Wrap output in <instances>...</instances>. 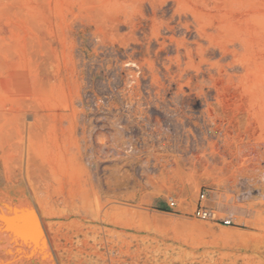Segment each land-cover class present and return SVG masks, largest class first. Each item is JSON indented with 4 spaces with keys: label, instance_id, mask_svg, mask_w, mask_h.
<instances>
[{
    "label": "rangeland",
    "instance_id": "obj_1",
    "mask_svg": "<svg viewBox=\"0 0 264 264\" xmlns=\"http://www.w3.org/2000/svg\"><path fill=\"white\" fill-rule=\"evenodd\" d=\"M0 199L48 264H264V0H0Z\"/></svg>",
    "mask_w": 264,
    "mask_h": 264
},
{
    "label": "bare ground",
    "instance_id": "obj_2",
    "mask_svg": "<svg viewBox=\"0 0 264 264\" xmlns=\"http://www.w3.org/2000/svg\"><path fill=\"white\" fill-rule=\"evenodd\" d=\"M79 151V150H78ZM80 152V151H79ZM78 152V153H79ZM79 157V156H78ZM89 174V173H88ZM124 182V181H123ZM90 183V182H89ZM121 184V183H120ZM123 184H125V183H123ZM107 185V184H106ZM120 186H122V185H120ZM108 188V187H107ZM109 189H111V188H109ZM80 191H82V190H80ZM84 191V190H83ZM112 191V190H111ZM87 192V191H86ZM113 192V191H112ZM118 192V191H117ZM81 193V192H80ZM85 193V192H84ZM114 193V192H113ZM116 193V192H115ZM82 195V194H81ZM63 199V198H62ZM59 200V199H58ZM206 200V199H205ZM205 200H203V203H204V201ZM83 201V200H82ZM197 201H198V199H197ZM16 202V201H15ZM14 202V203H15ZM38 202V204L40 203V205H41V201L39 202V201H37ZM89 202V201H88ZM112 202V201H111ZM116 202V201H115ZM0 203H1V205L2 204H4V201H3V199H2V201H1V199H0ZM35 203V202H34ZM170 204H172V203H175L174 201H170L169 202ZM37 204V205H38ZM65 204V203H64ZM84 204V203H83ZM176 204V203H175ZM197 202H196V206H195V208L197 207ZM40 205H38L39 206V208L41 209V207H43V206H41L40 207ZM56 205V204H55ZM32 206V205H31ZM37 206V207H38ZM84 206H86V205H84ZM97 206V205H96ZM120 206V205H119ZM202 206H204V205H202ZM1 207V206H0ZM33 207V206H32ZM204 207H206V206H204ZM8 208V207H7ZM9 208H10V211H6L4 208H0L1 209V215H0V218L2 219V220H4L3 222H5L6 223V225L7 226H9V228L7 229V230H10V231H12L13 233H17L16 231L18 230L19 232L18 233H20L19 235H20V237H21V235H23L22 237H24V239H23V242L24 241H26V242H28V241H33L36 237V239L37 240H39V243L42 245L41 246V252L42 253H46V255H47V258H49V255H48V253H49V248H48V244H47V240H46V237H45V235H44V233H43V230L41 229L42 227H41V225H40V223H39V220H38V217H36L35 216V214L33 213V211L29 208V207H27V205L25 204V203H23V202H21V203H19V204H16L14 207H10L9 206ZM84 208V207H83ZM90 209H91V207H89ZM97 208H98V206H97ZM104 208V207H103ZM102 208V209H103ZM195 208H194V210H195ZM18 209H24V210H18ZM86 209V208H85ZM105 209V208H104ZM108 209H110L109 207H108ZM207 209H209L208 207H207ZM92 210V209H91ZM211 210V209H210ZM20 211H24V212H21L20 213ZM40 211V210H39ZM38 211V212H39ZM83 211H84V209H83ZM94 211H96V213L95 212H93L94 214L92 215L93 216V218L95 219V220H97V221H102L103 223H105V221L106 220H111L113 217H111L110 215H109V212H105V213H103L104 211H102L101 213H100V211L97 209V210H95L94 209ZM110 211H111V209H110ZM140 211V210H139ZM213 211V210H212ZM41 212L43 213V211H42V209H41ZM55 212V211H54ZM128 212V211H127ZM130 212V211H129ZM137 212V211H136ZM214 212V211H213ZM49 213V212H48ZM64 213V212H63ZM78 213V212H77ZM111 213V212H110ZM141 213V212H140ZM215 213V212H214ZM81 214V213H80ZM117 214V213H116ZM134 214H135V212H134ZM143 214V213H142ZM141 215V214H140ZM145 215V214H144ZM143 215V216H144ZM39 216H41V213H40V215ZM43 216V215H42ZM88 216V215H87ZM109 216H110V218H109ZM151 217V216H150ZM85 218H87V217H85ZM109 218V219H108ZM119 218H122V217H119ZM164 218V217H163ZM166 218V217H165ZM164 218V219H165ZM83 220H85L84 218H82ZM146 219V218H145ZM228 219H230L229 217H228ZM110 220L108 221V223H112V222H110ZM167 220V219H166ZM231 220V219H230ZM113 221V220H112ZM147 221H148V219H147ZM212 221H214V220H212ZM232 221V220H231ZM55 222V221H54ZM83 222V221H82ZM81 222V223H82ZM153 222H156V220L154 221L153 220ZM167 222V224H168V221H166ZM68 223V222H67ZM71 224V223H70ZM78 224V223H77ZM92 224V223H91ZM143 224V223H142ZM45 225V224H44ZM65 225V224H64ZM73 225V224H72ZM158 225V224H157ZM67 226V225H66ZM176 226H178V225H176ZM57 228H58V226H56ZM77 227V226H76ZM179 227V226H178ZM3 228V227H2ZM2 228H1V230H2ZM47 228V227H46ZM50 228V227H49ZM68 228V227H67ZM71 228V227H70ZM74 228V227H73ZM4 230V229H3ZM58 230V229H57ZM76 230V229H75ZM47 231V230H46ZM49 231V230H48ZM107 231V230H106ZM23 232V233H22ZM101 232H102V230H101ZM107 232H109V231H107ZM5 233V232H4ZM103 233V232H102ZM106 233V232H105ZM118 233V232H117ZM122 233V232H121ZM73 234H74V232H73ZM76 234V233H75ZM107 234V233H106ZM17 235V234H16ZM102 235V234H101ZM109 235V234H108ZM15 236V235H14ZM65 236H66V234H65ZM111 236H113V235H111ZM116 236V235H115ZM118 236V235H117ZM90 237H91V235H90ZM124 237V236H123ZM122 237V238H123ZM84 238V237H83ZM88 238H89V236H88ZM111 238V237H110ZM109 238V239H110ZM65 239V238H64ZM89 239H91V238H89ZM16 239H15V237H13L11 234H1L0 233V245H1V247H4L3 249L4 250H6V249H8L10 252V254H14V251H15V249L17 250V253H20V254H23V256L25 255V254H31L32 252H30V250L29 249H26V247H25V245H23L22 243H20L19 241H15ZM99 240H101V239H99ZM99 240H97V241H95V243H94V245L96 246V244H98L99 242H101V241H99ZM104 240V239H103ZM107 240V239H106ZM16 242L15 244H11L12 242ZM53 241V240H52ZM72 241V240H71ZM80 241H82V240H80ZM85 241H87V240H85ZM99 241V242H98ZM112 241V240H111ZM110 241V242H111ZM56 242V241H55ZM83 242H84V240H83ZM70 243V242H69ZM36 244V243H35ZM34 244V245H35ZM50 244V243H49ZM54 247H52L53 248V250L52 251H54V248H55V245L53 244V243H51ZM65 244V243H64ZM86 244H88V243H86ZM106 244H108V241L106 242ZM88 245H90V244H88ZM93 245V244H92ZM92 245H90L91 247H93ZM33 246V245H32ZM61 246V245H60ZM35 247V246H34ZM85 247V246H84ZM33 248V247H32ZM97 248V247H96ZM108 248H109V245H108ZM119 248V247H118ZM264 248V247H263ZM31 249V248H30ZM35 249V248H34ZM62 249V248H61ZM70 249V248H69ZM82 249V248H81ZM94 249V248H93ZM93 249H88V250H93ZM124 249V248H123ZM123 249H121V250H123ZM8 250H7V253H8ZM58 250V249H57ZM78 250H79V248H78ZM84 250V249H83ZM86 250V249H85ZM3 251V250H2ZM33 251V250H32ZM94 251V250H93ZM119 251V250H118ZM55 252H56V249H55ZM61 252V251H60ZM70 252V251H69ZM81 252V251H80ZM85 252V251H84ZM97 252V251H96ZM100 252V251H99ZM5 253V252H4ZM79 253V252H78ZM94 253H95V251H94ZM125 253V252H124ZM123 253V254H124ZM54 254V253H53ZM71 254V253H70ZM126 254V253H125ZM2 255V254H1ZM99 255V254H98ZM8 256V255H7ZM31 256V260H27V259H23V258H21V256L20 257H18V259H17V261H16V263H13V264H48L49 262H50V260H48V259H45L44 261H42L41 260V258L39 257V255H33L32 256V254L30 255ZM68 256V255H67ZM82 256V255H81ZM84 256V255H83ZM115 256V255H114ZM26 257H29V256H26ZM45 257V256H44ZM58 257V256H57ZM76 258V257H75ZM78 259V258H77ZM115 259V258H114ZM52 260L54 261V259H53V256H52ZM12 262V259H8V260H6V261H4V259H2V260H0V264H10ZM13 262H14V260H13ZM90 262V261H89ZM60 263H61V261H60ZM55 264V263H54Z\"/></svg>",
    "mask_w": 264,
    "mask_h": 264
},
{
    "label": "built area",
    "instance_id": "obj_3",
    "mask_svg": "<svg viewBox=\"0 0 264 264\" xmlns=\"http://www.w3.org/2000/svg\"><path fill=\"white\" fill-rule=\"evenodd\" d=\"M206 199V196L204 193H199L198 195V201H197V207L193 211L194 218L200 220V221H212V220H218L216 217V214L210 210L207 209V207L202 206L203 200ZM170 207H174L175 203L170 204ZM220 223L223 226H230L232 224V221L228 219V217H223V219H220Z\"/></svg>",
    "mask_w": 264,
    "mask_h": 264
}]
</instances>
